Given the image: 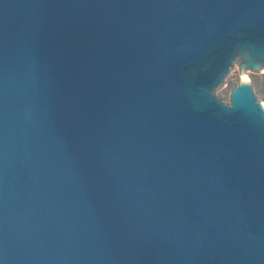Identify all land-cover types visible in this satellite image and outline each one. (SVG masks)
<instances>
[{"label":"water","instance_id":"95a60500","mask_svg":"<svg viewBox=\"0 0 264 264\" xmlns=\"http://www.w3.org/2000/svg\"><path fill=\"white\" fill-rule=\"evenodd\" d=\"M263 66L264 0H0V264H264Z\"/></svg>","mask_w":264,"mask_h":264},{"label":"rangeland","instance_id":"374dc122","mask_svg":"<svg viewBox=\"0 0 264 264\" xmlns=\"http://www.w3.org/2000/svg\"><path fill=\"white\" fill-rule=\"evenodd\" d=\"M243 73L251 83L256 99L264 107V66L261 69L243 68ZM239 84V58L234 57L230 67L221 81L214 89L213 94L223 103H230L229 94Z\"/></svg>","mask_w":264,"mask_h":264},{"label":"bare ground","instance_id":"6f19581e","mask_svg":"<svg viewBox=\"0 0 264 264\" xmlns=\"http://www.w3.org/2000/svg\"><path fill=\"white\" fill-rule=\"evenodd\" d=\"M245 77H246V75H245ZM246 79H247V77H246ZM247 81H248V79H247Z\"/></svg>","mask_w":264,"mask_h":264}]
</instances>
